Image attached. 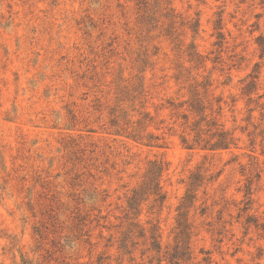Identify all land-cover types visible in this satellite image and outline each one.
<instances>
[{
  "label": "rangeland",
  "instance_id": "rangeland-1",
  "mask_svg": "<svg viewBox=\"0 0 264 264\" xmlns=\"http://www.w3.org/2000/svg\"><path fill=\"white\" fill-rule=\"evenodd\" d=\"M146 10L145 22L134 0H0V264H149L116 247L152 162L165 200L139 219L163 245L197 175L190 264L201 251L264 264V0ZM194 82L229 149L182 143Z\"/></svg>",
  "mask_w": 264,
  "mask_h": 264
},
{
  "label": "trees",
  "instance_id": "trees-1",
  "mask_svg": "<svg viewBox=\"0 0 264 264\" xmlns=\"http://www.w3.org/2000/svg\"><path fill=\"white\" fill-rule=\"evenodd\" d=\"M134 1L143 8L141 19L146 22V19L149 18L146 10L149 0ZM253 78L256 79V77ZM179 81L180 74L175 76V82L178 83ZM252 83L253 81H250L247 85L250 86ZM200 85L196 82L189 85V94L192 97L183 101L179 106L181 108L186 106L185 111L181 114V119L184 121L181 125L188 130V136L192 135L190 142L184 137L182 143L188 150L196 147H202L203 150H227L234 144V138L219 129L215 123L206 121L207 116L204 115V107L200 104L197 93V87ZM206 86L208 85L206 84L205 88ZM206 90L207 88L204 93H206ZM169 106V108H172L171 111L176 110L173 103L170 102ZM202 123L205 125H202ZM163 171L161 163L152 162L141 183L128 196L125 219L129 220L130 223L117 240L116 250L119 255L131 258L133 253L140 248V254L142 257L146 256L149 259V264L153 261H156V264H190L195 260V257H193L191 249L193 232L188 219V211L196 203V194L192 190L199 182V176L191 175L189 177L188 188L176 207L175 226L172 230L171 243L163 245L157 226L149 221L142 223L139 219L142 206L150 200L159 207L163 205L165 196L160 187V178ZM200 214H205L204 209L201 210ZM201 254V259L195 264H210L209 253L201 251Z\"/></svg>",
  "mask_w": 264,
  "mask_h": 264
}]
</instances>
